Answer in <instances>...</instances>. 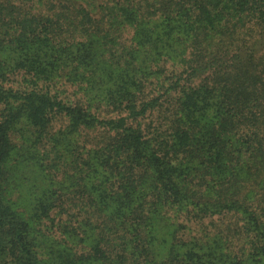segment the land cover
Masks as SVG:
<instances>
[{
  "label": "trees",
  "instance_id": "obj_1",
  "mask_svg": "<svg viewBox=\"0 0 264 264\" xmlns=\"http://www.w3.org/2000/svg\"><path fill=\"white\" fill-rule=\"evenodd\" d=\"M0 264H264V0H0Z\"/></svg>",
  "mask_w": 264,
  "mask_h": 264
}]
</instances>
